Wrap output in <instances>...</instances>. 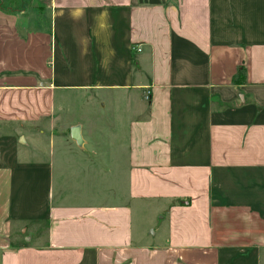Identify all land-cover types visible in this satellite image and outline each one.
Listing matches in <instances>:
<instances>
[{
    "label": "crops",
    "instance_id": "crops-1",
    "mask_svg": "<svg viewBox=\"0 0 264 264\" xmlns=\"http://www.w3.org/2000/svg\"><path fill=\"white\" fill-rule=\"evenodd\" d=\"M0 264H264V0H0Z\"/></svg>",
    "mask_w": 264,
    "mask_h": 264
},
{
    "label": "water",
    "instance_id": "water-1",
    "mask_svg": "<svg viewBox=\"0 0 264 264\" xmlns=\"http://www.w3.org/2000/svg\"><path fill=\"white\" fill-rule=\"evenodd\" d=\"M71 135L72 138L79 144L82 145L83 139L81 135V127L80 126H75L71 130Z\"/></svg>",
    "mask_w": 264,
    "mask_h": 264
},
{
    "label": "rangeland",
    "instance_id": "rangeland-1",
    "mask_svg": "<svg viewBox=\"0 0 264 264\" xmlns=\"http://www.w3.org/2000/svg\"><path fill=\"white\" fill-rule=\"evenodd\" d=\"M69 133V128L65 129V134L67 135Z\"/></svg>",
    "mask_w": 264,
    "mask_h": 264
},
{
    "label": "built area",
    "instance_id": "built-area-1",
    "mask_svg": "<svg viewBox=\"0 0 264 264\" xmlns=\"http://www.w3.org/2000/svg\"><path fill=\"white\" fill-rule=\"evenodd\" d=\"M137 50L140 51L141 50L140 47H138Z\"/></svg>",
    "mask_w": 264,
    "mask_h": 264
}]
</instances>
